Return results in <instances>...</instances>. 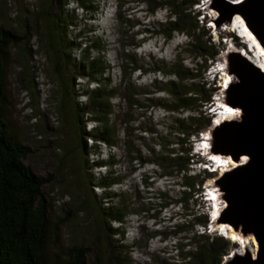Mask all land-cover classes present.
Listing matches in <instances>:
<instances>
[{"label": "rangeland", "instance_id": "rangeland-1", "mask_svg": "<svg viewBox=\"0 0 264 264\" xmlns=\"http://www.w3.org/2000/svg\"><path fill=\"white\" fill-rule=\"evenodd\" d=\"M140 1L143 0H92L98 10L95 19H90L91 14L72 0L63 8L58 2L49 3V0H0V24L24 36L21 43L9 47L4 59L6 117L16 138L30 148L24 164L37 175L49 178L41 189L50 220L47 252L53 258L61 248L76 243L89 248L87 260L98 255L103 263L189 264L190 254L201 242V238L194 237L195 230L200 232L203 228L196 225L191 231L187 223L194 217H206L211 227H206L205 235L220 236L219 229L223 228L226 233L225 228L229 231L231 227L239 237L234 242L221 236L231 246L219 264H234L240 255L255 257L259 238L253 230L244 229L241 221L230 222V201L220 182L225 171L218 167V171L213 172L214 177L200 187L203 192H198L186 203L180 202L183 180L175 174L162 176L169 171L168 165L160 160L158 139L146 134L145 130L159 122L163 125H157V129L165 132L166 127L170 129L174 117L195 114L191 109L170 114L164 111L161 100L169 99L165 82L175 79L170 68L172 64L178 61L192 68L195 61L186 46V35L175 32L168 41L162 36L158 24L165 22L167 8L161 7L151 13ZM197 1L199 4L192 8L200 14L196 24L211 37L213 45L221 49L213 68L200 71V80L219 88L214 98L231 103L237 80L235 69L242 66L243 52H247L248 57L253 54L249 48L251 43L243 36L244 15L237 10L232 15V18L236 15L233 25L213 0ZM41 12L53 17L54 21L60 19L59 25L53 22L47 26V19L40 15ZM119 12L124 17L127 15L128 25L119 24ZM50 28L54 32L47 37ZM96 37L105 45L103 51L87 53L85 45H90ZM77 42L85 44L79 48ZM126 54L143 69L129 77L128 89L121 85L124 75L120 70ZM98 57L110 67L105 74L111 81L107 88L115 93L111 100L114 115L109 124L115 126L119 114L133 109L127 130L118 122V144L111 152L103 144L94 147L91 139L86 140V149H83L76 135V102L84 106L86 93L97 85L86 76H78L79 65L85 58L84 63L88 64V60ZM198 65H201L200 60ZM225 77L229 83L228 89L223 90ZM129 89L137 101L131 108L124 99ZM89 109L87 106L83 114L80 112L86 132L97 125L90 120ZM217 132L212 120L201 136L215 146L211 150H218ZM192 146L194 159L203 162L205 151H200L201 146L196 143ZM151 149L157 156L154 159ZM139 152L157 164L141 166L132 161ZM97 158L115 161L113 169L119 173L117 184L110 188L103 186L109 179L102 180L108 175V168L93 166ZM203 168L205 164L194 162L190 174L203 175ZM101 182L104 183L101 185ZM209 187H217L214 192L218 200L205 192ZM159 194H166L167 199ZM170 199L172 204L164 207L162 203ZM112 208L120 210L124 216L122 223L107 214ZM122 230L124 235L119 234Z\"/></svg>", "mask_w": 264, "mask_h": 264}, {"label": "trees", "instance_id": "trees-1", "mask_svg": "<svg viewBox=\"0 0 264 264\" xmlns=\"http://www.w3.org/2000/svg\"><path fill=\"white\" fill-rule=\"evenodd\" d=\"M69 1L49 0V3L58 2L63 8ZM72 1L90 13V19H95L98 5L96 6L92 0ZM141 2L147 5V10L151 13L161 7L167 8L168 14L165 22L158 24L162 36L168 41L175 32L186 35L188 39L186 46L195 61L192 68L185 67L178 61L172 64L170 68L173 70L172 75L175 79L165 82L168 87L166 93L169 95V99H161L163 100L164 111L170 114L185 112L190 109L195 114H191L186 118L174 117L173 120L171 119L170 129L166 127L165 132H160L157 129V125H163L159 122L145 130L146 134H150L152 137L154 135L158 139L157 147L160 148V160L168 165L169 171L162 176L172 177L175 174L183 180L181 182L183 189L180 192V202L186 203L198 192L202 193L200 187L206 180L214 177L215 174L211 171L207 172L206 168L201 171L203 175H193L190 174V171L194 162L203 163L202 159L198 161L194 159L192 145L198 144L203 132L212 124L213 118L210 116L211 113H208V109L215 101V92L219 89L217 86H212L200 80L202 79L200 71L213 68L215 65L214 59L221 49L216 48L211 42V37L206 36L204 31L196 24V18L200 14L194 12L192 8L199 4L197 0H143ZM40 15L47 19V26L53 25V22H55V26L59 25L60 19L54 21L53 17L48 16L45 12H41ZM203 15L205 16V14ZM126 16L124 17L119 12L120 25H128L129 19ZM62 21L65 22L64 19ZM53 30V28H50L46 36L52 35ZM197 30L198 33L196 34ZM204 36H206V39H204ZM23 39V35L0 24V264H110L109 262L103 263L98 255L87 260L89 248L76 243L61 248L53 258L47 252L50 220L46 199L41 193V189L49 181V178L37 175L29 166L24 164V159L28 156L30 148L16 138L6 117L4 59L9 47L21 43ZM76 44L81 48L85 43L77 42ZM85 46V51L89 53L90 50L102 52L105 45L96 37L90 45ZM204 49L207 52H204ZM80 50L82 51V49ZM85 60L86 58L80 62L78 76H86L87 79L94 81L97 85L86 93L87 103L84 106H80L76 102L74 107L75 122L78 126L76 129L77 141L83 149H86V140L91 139L94 142V147L103 144L111 152L118 144L116 135L118 122L124 125V130H127V125L132 120L133 109L119 114L115 126L109 124L110 118L114 115L111 100L115 94L113 90L107 88L111 81L109 77H105V74L110 67L104 63L101 57L88 60V64L84 63ZM198 60L201 61V65H198ZM207 62H209V65ZM120 70L124 75L121 83L124 88L130 86L128 80L134 72L143 71L142 67L136 66L134 59L127 54L124 60L121 61ZM198 71L200 72L199 76ZM198 78L199 80L196 81ZM99 82L101 83L99 84ZM124 97L130 108L137 102L130 89ZM87 106L90 108L87 111L88 114H91L90 120L97 124L92 131L88 132H86L85 124L82 121L83 110ZM150 152L153 159L157 157L153 149ZM113 157L112 154L111 158ZM131 160L136 161L141 166L148 163L157 164L154 162L155 160L150 161L140 152ZM115 165L113 159L103 161L97 158L93 161L95 167L105 166L108 168L106 172L108 175L102 179L106 181V177H109L107 184L103 182L104 187L110 188L119 182V173L116 169H113ZM145 183L148 186L146 181ZM159 197L167 199L166 194H159ZM170 202H172L171 199L164 204L162 203V205L168 207L172 204ZM173 203L176 204L177 201ZM107 214H110V218L120 223L124 221V216L120 210L113 211L112 208ZM209 221L206 217H194L193 220L191 219L187 223V228L191 231L195 230L196 225L203 228L202 232L195 230L194 237L201 238V242L196 246L197 249L190 254L189 264H219L231 246L223 238L224 236L221 237L222 235H205L206 227L210 229ZM114 231H117V229H114ZM120 233L125 234L124 230Z\"/></svg>", "mask_w": 264, "mask_h": 264}, {"label": "water", "instance_id": "water-1", "mask_svg": "<svg viewBox=\"0 0 264 264\" xmlns=\"http://www.w3.org/2000/svg\"><path fill=\"white\" fill-rule=\"evenodd\" d=\"M213 2L227 20L241 10L248 27L264 47V0ZM241 61L242 66L235 69L232 102L227 104L238 107L242 113L217 126L218 150H211L215 146L208 143L211 152L229 159L241 153L249 156L246 164L226 170L220 182L230 201V222L241 221L244 229L253 230L259 238L257 256L240 255L234 264H264V71L244 56Z\"/></svg>", "mask_w": 264, "mask_h": 264}, {"label": "bare ground", "instance_id": "bare-ground-1", "mask_svg": "<svg viewBox=\"0 0 264 264\" xmlns=\"http://www.w3.org/2000/svg\"><path fill=\"white\" fill-rule=\"evenodd\" d=\"M236 17V15L234 16V18ZM234 18H231L229 20V22H232V24L234 25L233 21ZM242 26L244 27V33L243 36L245 37L246 40H248L251 44H250V49L253 50V54L250 55L248 57V55H246L245 52H243V55L245 57H247L249 60H251L253 63H255L259 68L262 69V71H264V47L262 46V44L258 41V39L256 38L255 34L253 33V31L248 27L247 23H246V20L244 18H242ZM253 43V44H252ZM248 49V47H247ZM226 80V83H225V89H228V79L225 77L224 78ZM226 107L228 109H226L225 111H221L219 112L218 114V117L215 121H214V124L215 125H220L222 123H224L226 120H229V119H233V118H238L240 115H241V110L237 107H234L230 104H227ZM222 119V120H220ZM219 157V156H217ZM249 161V156L246 155V154H242L238 157L236 156H233L231 157L230 159L227 160V164L223 165L222 164V170L223 171H226L230 168H233L235 166H240V165H243V164H246L247 162ZM210 191H211V194H212V197H214V200H218L219 199V196L217 193H215L214 191H216L214 188H211L209 187ZM213 201V199H212ZM216 217V216H215ZM224 232V229L221 228ZM225 232L229 235H227L225 233L226 236H228V238H230L231 240H233L234 242H236L239 237H237V231L231 227H229V231L227 230V228H225ZM254 241L256 243H258L257 240L254 239Z\"/></svg>", "mask_w": 264, "mask_h": 264}, {"label": "clouds", "instance_id": "clouds-1", "mask_svg": "<svg viewBox=\"0 0 264 264\" xmlns=\"http://www.w3.org/2000/svg\"><path fill=\"white\" fill-rule=\"evenodd\" d=\"M216 101H220L222 104H225V105H227V103H224V102H222V100H219V98H218V100H216L215 99V101L213 102V104L211 105V107L213 108V107H215L216 105H215V102ZM210 107V108H211ZM226 109H228L227 107H224V108H222V109H217L219 112H221V111H225ZM219 114V113H218ZM218 114H215V115H213L212 113H211V115H212V120L213 121H215L217 118H219L218 117ZM220 120H222V119H220ZM227 121V120H226ZM202 139V138H201ZM205 151V157H206V159L203 161V164H206V165H213V167L215 168V171H213V172H216V171H218V167H220V168H222L223 166H222V164L223 163H225V164H227L226 162H227V160L229 159L228 157H226V156H224V155H222V154H220V153H216V152H211V150H210V148H207L206 150H204ZM210 154H214V155H217V156H219L218 157V160L217 161H210L209 159H208V155H210ZM225 164H223V165H225ZM211 227V225H209V228ZM221 232H222V230H221ZM220 235H222V236H224L225 237V235H224V233H220ZM226 238H228V237H226Z\"/></svg>", "mask_w": 264, "mask_h": 264}]
</instances>
